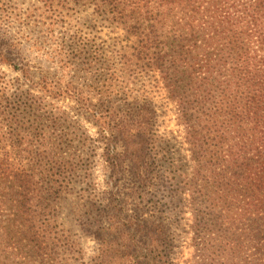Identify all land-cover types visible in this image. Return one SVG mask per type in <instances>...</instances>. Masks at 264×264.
<instances>
[{
    "label": "trees",
    "instance_id": "obj_1",
    "mask_svg": "<svg viewBox=\"0 0 264 264\" xmlns=\"http://www.w3.org/2000/svg\"><path fill=\"white\" fill-rule=\"evenodd\" d=\"M100 1L127 32L131 74L80 87L51 72L35 78L0 0V69L20 71L39 92L10 95L0 75V264L81 262L78 234L59 220L65 213L98 243L81 264H176L187 205L196 264H264V0ZM38 28L30 42L48 44ZM59 57L49 58L60 67ZM66 65L84 74L80 62ZM158 70L181 95L189 160L159 131L156 109L120 99L124 84ZM47 100L81 105L104 132L105 190L93 192L77 155L59 150L73 142L46 136Z\"/></svg>",
    "mask_w": 264,
    "mask_h": 264
},
{
    "label": "rangeland",
    "instance_id": "obj_2",
    "mask_svg": "<svg viewBox=\"0 0 264 264\" xmlns=\"http://www.w3.org/2000/svg\"><path fill=\"white\" fill-rule=\"evenodd\" d=\"M3 3L8 9L11 26L9 33L19 44L22 59L28 64L35 78H41L51 72L55 73L53 79L64 83L63 86L75 82L77 85L80 83V87H87L95 84L102 77L105 81L112 74H122L121 71L130 73L124 59V55L129 52L126 48L127 32L120 25L109 20L100 0H3ZM34 27L43 28L41 34L48 44H40V47L30 42L29 38L32 34L30 32ZM50 56H60L59 58L64 59V63L59 67L49 58ZM70 60L80 62L84 74H75L71 67L68 69L66 63ZM0 70V75L4 78L1 87H9L10 95L17 93L21 96L26 93L34 98L39 95L38 89L25 83L20 71H14L7 65L1 66ZM169 79V75L165 76L159 70L156 74L151 72L136 84H130L129 87L124 84L126 88L122 89L124 94L120 99L125 105L128 99L130 103L136 99L138 103H133L134 106L156 109L159 131L172 138L181 149V153H184L185 158L189 160L191 153L186 139L188 133L182 124L184 121L181 120L179 111L178 99L181 95L175 91L173 82L169 86ZM99 92V89L95 91L94 103L100 97ZM46 105L47 107L42 109L46 136H63L67 142H73L70 146H61L59 150L70 151L77 155L83 178L89 176L88 183L96 185L93 192L99 193L105 190L109 179L101 158L103 149L100 141L104 137V132L94 121L85 117L87 113L85 110L78 111L82 108L81 105L71 100L59 102L47 100ZM30 121L35 122V117L32 116ZM31 130L34 131V126ZM174 156L177 160L180 154L172 152L171 161L174 160ZM185 211L177 223L180 226L178 231L180 237L175 242L177 245L175 262L196 264L197 250L193 246L194 235L191 230L193 214L189 205L185 206ZM67 214L59 216V220L67 229H73L78 234L85 255L81 262L73 263L89 262L98 243L90 236L82 234L78 224Z\"/></svg>",
    "mask_w": 264,
    "mask_h": 264
}]
</instances>
